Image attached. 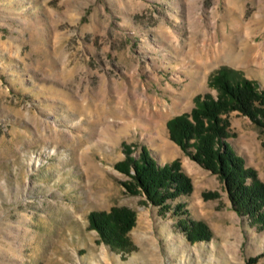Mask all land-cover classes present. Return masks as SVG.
I'll return each mask as SVG.
<instances>
[{
  "label": "rangeland",
  "instance_id": "obj_1",
  "mask_svg": "<svg viewBox=\"0 0 264 264\" xmlns=\"http://www.w3.org/2000/svg\"><path fill=\"white\" fill-rule=\"evenodd\" d=\"M264 90V0H0V264H264V230L232 211L222 182L186 156L167 122L216 99L220 69ZM227 139L264 183V131L237 112ZM179 162L181 203L211 231L122 185L126 149ZM204 193L217 198L204 199ZM126 207L134 250L112 251L90 212Z\"/></svg>",
  "mask_w": 264,
  "mask_h": 264
},
{
  "label": "trees",
  "instance_id": "obj_2",
  "mask_svg": "<svg viewBox=\"0 0 264 264\" xmlns=\"http://www.w3.org/2000/svg\"><path fill=\"white\" fill-rule=\"evenodd\" d=\"M209 85L217 91L216 99L196 96V106L189 114L167 122L169 137L186 156L219 178L233 212L264 230V183L229 145V122L226 117L222 118L230 112H237L264 131V90L250 80L232 83L224 68L211 76ZM262 147L264 149V139ZM131 153L126 149V158L115 165L130 179L122 184L127 191L142 195L161 211L170 209L177 217L186 214L177 220L176 228L192 244L208 241L211 231L204 222L189 219L181 203L173 207L169 205V201L189 196L193 190L191 179L182 171L179 162L160 165L147 147H141L137 157ZM217 196L216 193L203 194L204 199ZM88 222L89 228L112 251L128 254L135 249L128 238L136 223L134 211L112 207L108 212H90ZM258 258L250 257L245 264H256Z\"/></svg>",
  "mask_w": 264,
  "mask_h": 264
}]
</instances>
